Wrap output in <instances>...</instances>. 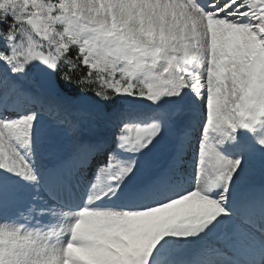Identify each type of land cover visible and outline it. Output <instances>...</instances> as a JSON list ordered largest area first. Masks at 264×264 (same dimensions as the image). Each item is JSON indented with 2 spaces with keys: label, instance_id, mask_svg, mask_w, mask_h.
Here are the masks:
<instances>
[{
  "label": "snow or ice",
  "instance_id": "snow-or-ice-1",
  "mask_svg": "<svg viewBox=\"0 0 264 264\" xmlns=\"http://www.w3.org/2000/svg\"><path fill=\"white\" fill-rule=\"evenodd\" d=\"M179 7L197 36L191 48L137 29L126 16L124 0H0V25L5 26L0 27V88L7 86L10 93L22 97L7 74L25 75L42 63L52 75L105 100L127 94L159 102L181 97L184 90L195 97L192 126L178 149V155L186 147L193 151L191 184L163 176L133 185L139 161L132 159L115 176L92 185L74 223L47 230L0 223V264H264V192L247 198L237 192L251 149L241 144L230 158L217 147L226 140L237 143L238 130H254L264 120V105L246 110L242 99L249 89L264 94L257 87L264 85V0H182ZM77 69L83 71L73 80ZM46 87L54 92L55 80ZM173 106L172 116L183 113L180 100ZM40 112L69 135L78 132L71 115L54 103H40L37 111L16 118L0 116V170H6L0 173V207L20 196L10 174L40 183L31 159ZM160 130L159 123H125L121 147L142 154ZM213 134L219 136L215 142ZM257 144L264 149V136ZM76 151L79 166L86 150ZM70 169L65 162L48 177L64 183ZM107 172L102 169L100 175ZM106 198L126 203L120 210L92 206ZM33 199L48 204L43 197ZM48 199L51 207L33 204L27 211L67 215L60 211L59 197L49 193ZM173 237L185 244L188 238L198 240L196 254L178 259L181 241Z\"/></svg>",
  "mask_w": 264,
  "mask_h": 264
},
{
  "label": "rangeland",
  "instance_id": "rangeland-1",
  "mask_svg": "<svg viewBox=\"0 0 264 264\" xmlns=\"http://www.w3.org/2000/svg\"><path fill=\"white\" fill-rule=\"evenodd\" d=\"M124 2L128 5L126 16L129 18V22L137 29L141 27L145 29L151 28L155 39L159 40L161 37H164L170 42H175L180 47L191 48L196 44L197 36L193 32L192 24L179 7V3H182V1L124 0ZM2 46L3 42L0 41V47ZM207 48L210 58L211 46L208 45ZM0 67H3V65H0ZM179 70V67H177V71ZM7 78L16 85L17 90L22 93V97L10 93L7 86L0 88V116L16 118L29 111H37L40 103H54L63 111L69 113L73 121L78 125L77 134L69 135L65 126L57 124L56 121L44 112L39 113L37 121L35 122L34 144L31 155V159L35 162L34 166L38 174H41L39 171L43 168H47L48 165L55 166L59 161H63L68 157L72 156L70 162L75 161L77 159L76 149L80 147L79 145H89L94 142H99L102 138L109 139L111 137L114 138V140L119 139L120 130L124 127L125 123L136 124L141 127L151 123H159L161 128L160 133L147 150H142L141 154L133 151L129 145H126L124 149L116 146V155L114 156L115 158L117 156L118 159L113 161L111 159L113 154L110 152L105 163L102 164L104 167L102 169H108V172L104 176H101L100 173L102 169L97 166L95 168L100 170H97L98 174H95V176L91 178H94V180L100 179L101 181H106L109 176H115L119 172L120 167L127 165L132 159L139 161L137 174L131 182L133 185L143 184L144 180H146L149 175L155 178L163 172V174H161L162 177L168 176L167 167L171 162L174 164L173 172L176 175L174 173L171 174L169 176L170 181L179 180L177 177L178 174L185 176V178H189L193 167V164L190 165L191 162L193 163V152L190 154L187 151L186 154L178 155V149L185 127L192 126L189 120L193 118L192 105L195 97L190 90H184L181 97H164L159 102H151L146 98L127 94L114 95L112 98L105 100L95 94H88L83 91L73 96L68 95L62 89H60L57 94L47 93L41 87V83L35 72V65H32L25 75L11 76L7 74ZM176 100L181 101L183 113L172 116V112L174 111L173 102ZM4 107H6L7 110ZM158 113H165L168 118L160 120L156 115ZM118 118L121 119V122H117ZM128 118L133 120L129 121ZM138 118L139 121H141L142 118V121L140 123H135L134 121L138 120ZM97 120L102 122V132H95L98 123ZM117 124L118 126H116ZM236 135L238 140L237 143L226 140L225 143L217 145V147L222 154L230 158H235L237 156L241 144L251 149L250 154H245V171L242 173L237 184V191L249 185H264V149L260 148L257 144L258 138L264 136V120L258 123L254 130L240 129ZM216 139H219V136L213 134V142H215ZM197 141L199 142L198 137L196 142ZM253 145H256L255 149H253ZM113 146H115V144H113ZM186 148L190 149V147ZM91 150L94 151V149ZM118 150H122V153L117 154ZM96 155L98 156V154ZM119 156H122V158H119ZM178 160H181L180 163L182 164H175ZM67 163L69 164V161ZM4 171L6 170H0V173ZM73 174L74 172L72 171V175ZM88 174L89 171L84 175ZM10 175H12L13 182L22 179L14 174ZM42 176L43 175H41V177ZM48 183L49 185L54 184L56 185V189H60V184H55L57 181L49 179ZM67 183L75 189L80 190L81 199L87 201L85 189L81 190L79 187L74 186L73 183H71V179H68ZM87 184L92 187L90 182ZM91 187L87 189V193H89ZM95 202L99 204L100 208L98 209L112 210H120L126 203L123 198H106ZM105 203H109L110 205L101 208ZM119 203L123 205L119 206ZM45 214L47 215L46 226L42 228L43 230H47L49 226L55 229L60 224L67 225L71 224L73 221H58L55 223L51 213ZM14 217H22L24 223H28V219L25 215L21 216L19 212L15 210L12 211L10 201L3 207H0V223L4 222L18 225L15 222H18V220ZM19 225L22 224L19 223ZM172 239H179L181 241L179 247L182 251L178 259L184 258L183 254H185L183 260L196 254L199 247L198 240L188 238L191 242L185 244L183 242L184 238L173 237Z\"/></svg>",
  "mask_w": 264,
  "mask_h": 264
},
{
  "label": "bare ground",
  "instance_id": "bare-ground-1",
  "mask_svg": "<svg viewBox=\"0 0 264 264\" xmlns=\"http://www.w3.org/2000/svg\"><path fill=\"white\" fill-rule=\"evenodd\" d=\"M176 1H182V0H176ZM193 115V114H192ZM128 120L129 121H132L133 119H129L128 118ZM192 120H193V118L192 119H190L189 121H191L192 122ZM188 121V122H189ZM97 125H96V128H95V132H102L103 130L101 129V127L103 126L102 125V122L100 121V120H97ZM117 122H121V119H119L118 118V120H117ZM188 122H187V124H188ZM183 125V124H182ZM182 125H180V126H182ZM116 126H118V124L116 125ZM187 126V125H186ZM186 131V127H185V130L182 132V136H183V134H184V132ZM198 142V141H197ZM107 147V144L106 143H101L97 148H95L94 149V151H92V150H88L85 154H84V157H83V160H84V163L82 164V165H79V169H78V171H76V172H74V174L72 175H69L68 177H66V179H65V182L64 183H60V182H57V183H55V184H60V189H56V185H54V184H51V185H49V183H48V180H49V177H48V172H49V170H51V169H53L54 167H56V166H58V165H55V166H53V165H48L47 166V168H43V169H41L39 172L41 173V174H39L40 175V179H41V181H42V183H43V185L47 188V187H52V190L51 191H48V194L49 193H51L52 195H54V196H57V197H60V195L61 194H65L64 196H66V194H68V196L71 198V199H73L74 200V204L73 203H69V204H72V208H70L69 207V209H60V211L61 212H63V213H67V215H60V214H56V215H53L54 216V218H55V222H58V221H60V220H62L63 218H66L67 216V221H69V222H71L72 220V223H74L75 222V220L77 219V216H76V213H78L79 211H80V209L85 205V203L87 202V201H84L83 199H81V192H80V190H77V189H75L73 186H70L68 183H67V180L68 179H71V183H73V185L74 186H76V187H79V189H81V190H84L85 189V196H87L88 195V191H87V189L89 188V187H91V186H89L87 183H91L92 185L93 184H95L96 182H97V180H94V178H91L92 176H94V175H92V168H94V170H98L97 168H95V167H97V166H99V168L100 169H102V168H104L102 165H98V161H97V159H98V157L100 156V155H104L103 154V151H104V149ZM95 150H97V151H95ZM91 151H92V153H91ZM186 152H187V150L186 149H184L183 150V153H182V155L185 153L186 154ZM193 152V151H192ZM96 154H98V156L96 155ZM191 154V153H190ZM194 158V157H193ZM105 159H106V157H105ZM183 161V160H182ZM181 162V160H178V162H176L175 164H177V165H180V164H182V163H180ZM69 164H71V162L69 161ZM103 164V163H102ZM193 163L191 162L190 163V165H192ZM174 164H172V162L171 163H169V165H168V167H167V173H168V177L171 175V174H173V172L172 173H170L171 171H172V166H173ZM99 169V170H100ZM98 170V171H99ZM89 171V174L88 175H84L85 173H87ZM98 171L96 172V175L98 174ZM194 173H195V169H194V167H192V172H191V176H189V178H185V176H183V175H178L177 177H178V179L179 180H176V181H171V182H173V183H178V184H183L184 182H186L187 181V179H189L190 181H189V183H188V185L189 184H191L192 183V181H193V175H194ZM161 174H163V172H161L159 175H157L155 178H153V176L152 175H149L147 178H146V180H144V183L143 184H141V185H148V184H150V183H152L154 180H156L157 178H160V177H162L161 176ZM41 175H43L42 177H41ZM91 178V179H90ZM90 179V180H89ZM252 188L254 189V190H252ZM247 191H252L251 193H249V195H246V193H247ZM238 192V194L240 195V196H242V197H245V198H247V197H249L250 195H252V194H259L260 192H264V185H262V184H255V185H249L248 187H242L241 188V190H238L237 191ZM79 194V198H77V196H76V194ZM71 201V200H70ZM48 205H49V207H51L52 206V200H48ZM109 204L108 203H105V204H103V206H101V208H104L105 206H108ZM94 208H100L99 207V204H97L96 202H93V205H92ZM4 223V222H3ZM65 241L68 239V237L66 236V237H64L63 238Z\"/></svg>",
  "mask_w": 264,
  "mask_h": 264
},
{
  "label": "clouds",
  "instance_id": "clouds-1",
  "mask_svg": "<svg viewBox=\"0 0 264 264\" xmlns=\"http://www.w3.org/2000/svg\"><path fill=\"white\" fill-rule=\"evenodd\" d=\"M151 30V28H149ZM138 42V41H137ZM146 48V46H144ZM144 54H147L145 51ZM224 70H222L223 72ZM259 88H264V85L257 86ZM251 97V99H249ZM244 100L245 109H255L264 105V94L261 93H253L251 89L247 90L245 97L242 98Z\"/></svg>",
  "mask_w": 264,
  "mask_h": 264
},
{
  "label": "water",
  "instance_id": "water-1",
  "mask_svg": "<svg viewBox=\"0 0 264 264\" xmlns=\"http://www.w3.org/2000/svg\"><path fill=\"white\" fill-rule=\"evenodd\" d=\"M36 68H37V72H38V75L42 81V87L44 90L46 91H49L48 88L46 87V82L49 80V79H52L54 80V76L49 73L46 69H44V66L43 64H36ZM50 92V91H49ZM58 92V87H56V90L54 92H51L53 94L57 93Z\"/></svg>",
  "mask_w": 264,
  "mask_h": 264
},
{
  "label": "trees",
  "instance_id": "trees-1",
  "mask_svg": "<svg viewBox=\"0 0 264 264\" xmlns=\"http://www.w3.org/2000/svg\"><path fill=\"white\" fill-rule=\"evenodd\" d=\"M75 55V53L73 52V56ZM77 63H79L77 61ZM81 69H77V72L74 73V74H71L72 75V79L75 80L76 77L81 73ZM59 78V77H57ZM60 85L69 93V94H76L77 92L81 91L79 87L73 85V84H70V83H67L66 81H63L61 80L60 78L58 79ZM88 92H91V91H88Z\"/></svg>",
  "mask_w": 264,
  "mask_h": 264
}]
</instances>
